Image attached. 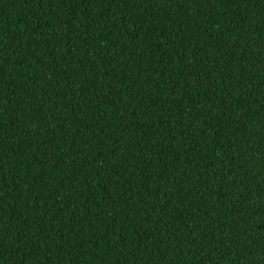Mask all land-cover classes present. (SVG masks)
I'll list each match as a JSON object with an SVG mask.
<instances>
[{
  "label": "trees",
  "instance_id": "16d2710c",
  "mask_svg": "<svg viewBox=\"0 0 264 264\" xmlns=\"http://www.w3.org/2000/svg\"><path fill=\"white\" fill-rule=\"evenodd\" d=\"M0 264H264V0H0Z\"/></svg>",
  "mask_w": 264,
  "mask_h": 264
}]
</instances>
